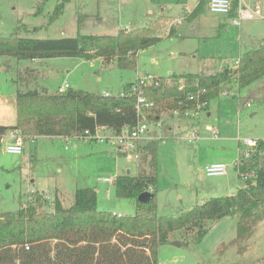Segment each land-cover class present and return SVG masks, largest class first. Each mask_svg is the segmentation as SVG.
I'll list each match as a JSON object with an SVG mask.
<instances>
[{
	"label": "rangeland",
	"instance_id": "1",
	"mask_svg": "<svg viewBox=\"0 0 264 264\" xmlns=\"http://www.w3.org/2000/svg\"><path fill=\"white\" fill-rule=\"evenodd\" d=\"M61 1L0 0V36L15 31L36 38L77 33L114 35L120 29L156 24L151 34L161 40L140 49L136 63L130 64L133 68H120L100 57L31 61L0 55L2 113L13 112L16 80L29 71L38 72L36 84L49 92L58 91L66 82L71 88L116 94L145 72L167 77L170 72L212 73L222 66H233L243 52L259 47L264 40V18L260 15L234 25L230 16L210 11L207 0L194 17L189 12L199 0H69L52 20ZM245 1L248 7L254 2ZM258 8L264 16V0H259ZM170 27L177 32L168 36ZM248 101L250 106L245 104ZM160 115L159 125L148 122L145 135L151 138L144 139L157 143L154 167L146 152L139 163H130L105 141L72 137H26L21 153H9L5 149L9 138L4 135L0 141V213L16 211L33 191L43 192L49 201L57 191L63 205L70 206L77 188L96 187L99 210L131 215L135 212L133 202L115 196L114 181H103V177L115 179L127 170L132 176H156L159 215L175 216L209 197L235 193L245 183L234 169L236 158L246 148L242 139H264V76L240 88L232 79L195 117L175 118L170 110ZM5 122H10L9 118ZM184 125L198 128L196 140L183 139ZM213 127L217 128L216 138ZM212 162L226 163V174L206 176L204 165ZM181 233L172 232L169 241L158 246L156 264H264V217L248 238L238 241L237 217L233 216L211 223L198 242L192 237L185 240Z\"/></svg>",
	"mask_w": 264,
	"mask_h": 264
},
{
	"label": "trees",
	"instance_id": "2",
	"mask_svg": "<svg viewBox=\"0 0 264 264\" xmlns=\"http://www.w3.org/2000/svg\"><path fill=\"white\" fill-rule=\"evenodd\" d=\"M67 1L57 4L52 20L62 13ZM203 4L199 0L190 16H196ZM237 6L238 0H234L230 17L236 16ZM153 27L156 24L120 29L114 35L77 33L58 38L21 36L15 31L9 36H0V55L31 61L100 57L106 63L116 62L118 67L126 68L136 63L140 49L161 40L160 36L151 34ZM175 33L170 27L168 36ZM263 76L264 40L259 47L243 52L237 66L227 65L212 73H172V84L149 87L147 96L156 106L146 118L153 122L163 110L194 106L178 90V78L205 88L201 98L209 101L232 79H236L240 88ZM37 78L38 72L34 70L18 76L16 121L13 125H0V140L9 129H17L24 139L73 137L82 136L86 131L93 133L100 125L115 133L124 128L130 130L138 122L134 97L130 94L104 96L71 87L62 92H49L36 84ZM258 142V151L234 166L237 176L244 179L242 187L230 195L209 197L175 216L157 214L154 174L132 176L123 172L116 176L115 196L133 202L135 212L131 215L116 216L112 211L99 210L95 187L77 188L70 206H64L57 196L49 201L43 192L33 191L16 211L0 213V264H156L157 248L169 241L172 232L181 230L185 240L192 237L198 242L211 223L228 216L237 217L236 241L248 238L264 217V139ZM156 145L155 140H150L141 147L150 155L152 167L156 166ZM145 191L151 196L141 202L138 196Z\"/></svg>",
	"mask_w": 264,
	"mask_h": 264
},
{
	"label": "built area",
	"instance_id": "3",
	"mask_svg": "<svg viewBox=\"0 0 264 264\" xmlns=\"http://www.w3.org/2000/svg\"><path fill=\"white\" fill-rule=\"evenodd\" d=\"M252 6H247L245 0H238L237 6V14L234 17H231V22L234 25H239L240 21L243 19H252L255 15H260V10L258 8L259 0H253ZM234 0H208V9L212 12L226 14L229 16ZM239 63V58L233 62L234 66H237ZM173 80L171 77L166 79L156 77L154 74L150 72H145L144 75L137 76L133 81L129 83L127 88L121 89L118 93L113 94L108 90L102 92L104 96H126L130 94L134 97V108L138 115L137 124L130 130L124 128L121 132H114L112 129L108 128L105 125L96 126L93 133L86 131L82 136H73L72 138L77 139H89V140H97V141H105L106 143L112 144L116 150V152L122 155L128 162L139 163L141 160V156L144 153L141 149L144 139L146 138L145 133L148 131V122H150L146 115L149 114L153 108H155V102L147 96V89L151 86L156 87L162 83L172 84ZM176 84L179 91H183L185 93V97L187 100H192L194 102V106L192 108H174L170 111L171 114L175 118L177 117H195L199 112L205 109L208 105V101L203 100L201 95L205 92V88L198 87L197 83L187 84L184 78H178L176 80ZM193 87V90L188 89ZM68 83H64L59 86L60 92L64 91L68 88ZM224 94H227L224 92ZM1 97V95H0ZM247 106H250V102L245 103ZM161 115L158 116L153 122L156 125L160 124ZM174 118V119H175ZM184 134L183 139L188 142H192L198 137V128L195 126L189 127L184 125L182 127ZM213 136L218 137L217 128L213 127L212 129ZM4 135H7L9 138V142L6 144V151L9 153L19 154L23 151V142L24 138L19 133L17 129H9L5 132ZM3 135V136H4ZM2 136V138H3ZM1 138V139H2ZM35 138V137H34ZM32 138V139H34ZM71 138V137H66ZM1 141V140H0ZM242 144L246 146L243 150V153L240 154L234 163L235 165L241 164L244 160L250 158L256 151H258V139L253 138H243ZM204 172L206 176H221L225 175L227 172V164L224 162H212L204 165ZM246 178V175H244ZM104 182H112L115 181L112 177H104ZM116 216H122L121 212H114Z\"/></svg>",
	"mask_w": 264,
	"mask_h": 264
},
{
	"label": "crops",
	"instance_id": "4",
	"mask_svg": "<svg viewBox=\"0 0 264 264\" xmlns=\"http://www.w3.org/2000/svg\"><path fill=\"white\" fill-rule=\"evenodd\" d=\"M207 2H208V0H207ZM185 8L186 9H190V8H187L186 7V5H185ZM195 8V7H194ZM193 8V9H194ZM193 9H191V11L189 12V15H191L190 13L193 11ZM179 21V20H178ZM177 29V28H176ZM175 29V30H176ZM176 32H177V30H176ZM240 57V56H239ZM238 57V58H239ZM237 58V59H238ZM35 61V60H34ZM225 66H222V67H220L218 70H220V69H222V68H224ZM203 73H205V72H203ZM171 72L169 73V76H167V77H159V76H156V77H159V78H164V79H166V78H168V77H171ZM135 79V78H134ZM133 79V80H134ZM133 80H131V81H133ZM131 81H129V82H131ZM3 97V96H2ZM211 114V112H210V110L208 109V113H207V115H210ZM9 118V120H10V122H5V120H7ZM15 121H16V116H15V108H14V110H13V112H11V113H2L1 111H0V125H13V124H15ZM37 137H39V136H37ZM36 137V138H37ZM44 137H50V136H44ZM51 137H62V136H51ZM64 138H66V137H64ZM151 138V136H146V138L145 139H150ZM2 140V139H1ZM152 140H154V139H152ZM146 142H148V141H143V144H142V146L146 143ZM112 145V144H111ZM104 178V177H103ZM96 188V187H95ZM97 189V188H96ZM62 193V192H61ZM56 194L57 195H59V193L56 191ZM55 194V195H56ZM230 194H233V193H230ZM230 194H228V195H230ZM56 195V196H57ZM58 197V196H57ZM59 198V197H58ZM60 199V198H59ZM61 200V199H60ZM61 202H62V200H61ZM63 203V202H62Z\"/></svg>",
	"mask_w": 264,
	"mask_h": 264
},
{
	"label": "water",
	"instance_id": "5",
	"mask_svg": "<svg viewBox=\"0 0 264 264\" xmlns=\"http://www.w3.org/2000/svg\"><path fill=\"white\" fill-rule=\"evenodd\" d=\"M129 67H132L133 68V65H128V68ZM127 173L129 172V170L126 171ZM151 196V193L148 192V191H145V192H142L141 194H139L138 196V200L141 201V202H146L149 197ZM179 245V243H177Z\"/></svg>",
	"mask_w": 264,
	"mask_h": 264
}]
</instances>
